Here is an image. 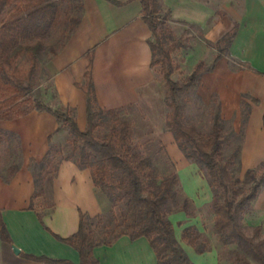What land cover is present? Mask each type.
Returning <instances> with one entry per match:
<instances>
[{"label": "crops", "instance_id": "crops-1", "mask_svg": "<svg viewBox=\"0 0 264 264\" xmlns=\"http://www.w3.org/2000/svg\"><path fill=\"white\" fill-rule=\"evenodd\" d=\"M82 2L84 8L79 25L49 64L58 106L74 109L77 113L74 117L82 129V119L87 121V99L77 83L84 80L92 53V77L98 106L114 109L130 122L136 117L144 122L151 121L163 85L151 66L152 34L142 19L140 0ZM159 4L160 13H169L170 19L202 27H207L219 10L231 15L235 34L227 55L247 66L236 71L223 62L218 65L225 60L224 55L201 77L200 90L209 98L212 93L219 95L222 117L233 121L239 130L243 128L241 95L248 94L253 98L244 117L242 153L249 167L264 161V0H159ZM0 122L3 123L0 126L21 136L28 159L41 160L50 143L63 138L59 135L58 118L48 111L36 110ZM165 137L171 148L178 152L180 148L174 135L167 133ZM30 168V163L25 162L11 180L0 179V219L12 241L11 244L4 243L0 236V264H56L24 254L79 264L78 251L55 234L61 237L75 234L80 224V212H98L93 183L85 181L83 172L67 161L60 166L55 188L45 191ZM69 171H73L71 175ZM35 193L39 196L32 208ZM88 194L93 196L91 203L82 200ZM39 202H43L42 205H38ZM145 238L134 240L123 235L112 245L94 246L92 253L97 264H157L156 254ZM13 246L20 252L16 253Z\"/></svg>", "mask_w": 264, "mask_h": 264}, {"label": "trees", "instance_id": "trees-1", "mask_svg": "<svg viewBox=\"0 0 264 264\" xmlns=\"http://www.w3.org/2000/svg\"><path fill=\"white\" fill-rule=\"evenodd\" d=\"M63 1L65 0H0V121L20 118L36 110L54 114L75 136L74 143L79 149L80 163L91 169L96 186L108 188L112 204L110 220L101 227L105 237L99 238L98 230L88 224L83 212H80V224L75 234L69 237L57 234L55 236L78 251L79 264H97L98 260L92 253L93 247L112 245L123 235H128L134 240L146 237L156 254L157 264H191L189 257L177 244L173 224L166 213L167 206L178 194V175L171 172L161 177L151 156L142 153L134 145L131 123L120 112L98 106L92 77V53L89 54L90 62L84 74V81L77 83L87 99L85 129L79 127L77 120L68 110L55 109L34 98L32 87L26 85L25 67H31V84L32 70L40 62L42 54L47 49H50L52 54L58 53L81 21L83 2L71 0L73 2L69 3V6L71 10H76L78 15L71 17L67 29L60 30ZM140 2L142 19L152 34L151 66L161 67L167 87V104L171 108L167 126L185 156L200 164L208 173L213 189L215 228L227 243L236 244L247 257H251L257 264H264V240L255 242L244 233L238 223V216L257 198L264 186V161L258 175H255L253 170L247 172L252 176L253 183L246 193L238 197L240 179L232 174L230 160L224 159V135L219 114L215 116L211 132L204 134L184 122L178 103L179 94L189 91L204 73L212 70L218 60L228 52L235 30L221 39L223 46L210 65L199 63L191 74L179 82L173 78L176 67L172 54L184 46V41L180 37L165 43L163 28L170 21V14L160 13L159 0ZM55 30L60 32V37L54 46H51L48 39ZM101 128L105 129L104 133L99 132ZM2 133L3 130L0 129V137ZM49 154L48 152L44 160L47 161ZM37 196L39 193L32 197V208ZM104 221L101 217L98 220L100 224ZM112 224L114 227L110 230L109 226ZM0 236L4 243H12L2 219ZM182 237L199 252L204 250L194 227L185 228ZM24 256L56 264H76L69 260L45 256ZM246 264L250 262L247 261Z\"/></svg>", "mask_w": 264, "mask_h": 264}, {"label": "rangeland", "instance_id": "rangeland-1", "mask_svg": "<svg viewBox=\"0 0 264 264\" xmlns=\"http://www.w3.org/2000/svg\"><path fill=\"white\" fill-rule=\"evenodd\" d=\"M72 2L71 0H65L62 3L60 30L67 29L71 23V17L78 15V12L71 10L69 6V3ZM166 13L162 12L161 14L164 15ZM224 13L220 10L216 12L215 16L210 19L207 27L172 19L166 23L163 28L164 42L169 43L173 39L180 37L184 41V46L176 49L172 54L176 67L173 78L176 81H183L199 63L207 66L213 62L219 49L223 46L221 39L234 30V22L232 21L231 15L227 12ZM59 35L60 32L55 30L48 39L49 45L54 46V43L60 37ZM56 54H52L50 49H47L42 54L40 62L32 70L33 73L31 75L33 79L31 84L29 75L31 67H25V72H27L25 75L26 85L32 87V96L34 98H38L43 102L45 100L49 106L55 109L63 108L68 110L74 117L77 115L74 109L60 107L56 100L57 92L52 86V72L49 66L52 58ZM227 54L228 52L224 56L225 60L220 61L218 65H222L223 62V65L227 64L236 71L247 66L245 62L230 57ZM155 71L163 85L157 97L159 102H157L156 111L154 112L155 115H153L152 120L149 122H144L139 117L129 122L133 129L134 145L142 153L151 156L159 175L163 177L171 172H176L178 175L179 183L176 187L178 190L177 197L166 208L167 216L175 230L178 246L184 250L191 264H246L247 261L250 264H257L251 257H247L239 246L234 243H227L217 232L213 208V189L208 173L200 164L188 159L181 149H178V152L172 149L167 141L165 135L172 133L167 126V119L171 113V108L167 104V87L161 72V67L156 66ZM83 81L81 82L83 83ZM200 85L198 82L189 91L178 96V103L181 107L183 120L186 124L193 125L204 134H209L215 116L219 114L224 135V159L230 160L232 174L235 178L240 179V194L238 197H241L249 190L253 183L252 176L247 172L253 170L255 175H258L263 162L249 167L242 153L245 139L244 117H246L247 111H249L250 102H253V98L248 94L241 95L243 128L239 130L235 128L233 121L226 120L222 117L219 95L212 93L210 98L206 97L200 90ZM82 122V129H85L86 121H84V118ZM58 123L59 135H62L63 138H59L56 142H51L46 154L41 160H37L34 157L28 159L29 157L25 152L26 148L24 147L21 136L13 130L0 126V129L3 130L0 137V179L4 181L11 180L21 170L24 163L29 162L31 166L30 171L34 178L42 182V188L45 191H49L53 187L55 188L54 183L60 166L64 162H72L78 168V171L83 172V179L85 181H91L94 185L96 194V196L94 194V197L98 201V212L85 213L86 220L90 226L98 230L99 238L105 237L101 232V227L103 224H108L112 207L108 196V188H102L94 184L91 169L80 163L79 149L75 147L74 143L75 136L59 120ZM0 125H3V123L0 122ZM99 132L104 133L105 129L101 128ZM48 152L50 154L46 161L44 158L48 155ZM69 172L71 175L73 171ZM48 200L50 199L48 198ZM82 200L91 203L93 196L88 194V196L82 197ZM42 203L39 202L37 204L42 205ZM100 217L104 218V223L100 224L98 222ZM238 223L244 233L253 238L255 242L264 240V186L258 193L257 198L248 204L245 211L238 216ZM113 227L114 224L110 225V230ZM187 227H194L196 229L198 241L204 245L202 252L196 250V248L183 239L182 234ZM152 256V261H154L155 256Z\"/></svg>", "mask_w": 264, "mask_h": 264}, {"label": "water", "instance_id": "water-1", "mask_svg": "<svg viewBox=\"0 0 264 264\" xmlns=\"http://www.w3.org/2000/svg\"><path fill=\"white\" fill-rule=\"evenodd\" d=\"M13 249H14V251H15L16 253H19V252H20V250H19L16 246H13Z\"/></svg>", "mask_w": 264, "mask_h": 264}]
</instances>
